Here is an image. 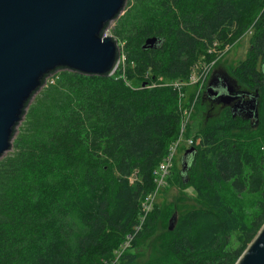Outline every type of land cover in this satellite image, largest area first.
Returning <instances> with one entry per match:
<instances>
[{
	"label": "trees",
	"instance_id": "trees-1",
	"mask_svg": "<svg viewBox=\"0 0 264 264\" xmlns=\"http://www.w3.org/2000/svg\"><path fill=\"white\" fill-rule=\"evenodd\" d=\"M126 4L113 30L124 68H57L25 104L12 150L0 159V264H235L264 224V0ZM259 12L248 54L230 70L241 89L258 94V120L228 107L206 118L185 177L174 161L166 181L178 171L199 205L182 198L173 206L162 251L143 263L132 250L157 231L160 205L134 229L179 136L194 71L216 41ZM152 37L162 44L143 49Z\"/></svg>",
	"mask_w": 264,
	"mask_h": 264
},
{
	"label": "water",
	"instance_id": "water-1",
	"mask_svg": "<svg viewBox=\"0 0 264 264\" xmlns=\"http://www.w3.org/2000/svg\"><path fill=\"white\" fill-rule=\"evenodd\" d=\"M125 6L126 0H0V159L12 150L25 104L40 92L44 76L57 68L91 75L117 71L119 43L106 32ZM162 42L148 38L143 49ZM223 79L225 89L214 75L204 96L230 108L233 116L258 120V94L241 90L228 74ZM193 152L188 148L181 159L184 177ZM235 264H264V224Z\"/></svg>",
	"mask_w": 264,
	"mask_h": 264
},
{
	"label": "rangeland",
	"instance_id": "rangeland-1",
	"mask_svg": "<svg viewBox=\"0 0 264 264\" xmlns=\"http://www.w3.org/2000/svg\"><path fill=\"white\" fill-rule=\"evenodd\" d=\"M126 10L127 4L120 17L126 13ZM261 14L262 12H259L255 16V13H252V16L246 20L248 25L244 30L242 28L234 27L228 33L225 40L221 42L216 41L208 51L211 59L203 58V60L200 62L201 66L196 68L194 71L196 74L193 75L190 80V84L192 85V97L190 100L187 98L185 99V97L182 99L183 105L181 107L190 109L191 117L188 124L189 128L187 127V137H185V134L182 144L175 157V164L177 166L176 169L180 170L181 159L183 157L186 144L189 143V140H191V142L193 141V144L197 142L196 139L199 137V131L202 130L206 122V118L215 120L221 116V109L218 107L213 108V106H211L207 100L204 99L205 90L214 75L224 73L230 76L231 68H234L241 61L245 60L250 48L251 38L255 33L254 24H257L260 21ZM117 23V20H115L114 23H111L109 29L106 32L109 37H114L113 30ZM117 42L119 43V49L121 53V59L118 64V68L120 66L124 68L126 63L124 44L118 40ZM53 77L54 76H51L48 80H51ZM159 79L163 83L167 82L163 78ZM141 83L142 81H134L132 85L134 87H138L141 85ZM172 83L176 84V82ZM183 94L185 93L183 92ZM182 198H191V202L194 205H199L198 201L193 195V191L191 189L186 190L181 186L178 171H176L175 174L171 176L169 184H166V186L163 189H160L155 195L154 205L159 204L161 209L160 222L158 224L157 231L149 238L140 240L134 250H132L135 254L140 256V259L143 263L154 260L162 251L163 246L168 239L165 234V229L169 225L171 217L173 216V214H171L172 208ZM133 238L134 236H128L127 243H130Z\"/></svg>",
	"mask_w": 264,
	"mask_h": 264
},
{
	"label": "built area",
	"instance_id": "built-area-1",
	"mask_svg": "<svg viewBox=\"0 0 264 264\" xmlns=\"http://www.w3.org/2000/svg\"><path fill=\"white\" fill-rule=\"evenodd\" d=\"M182 98H184V97H182ZM182 105L183 104L181 103L180 104V111L182 112V118H181V122H180L179 136H178L177 140L170 145L168 153L166 154L165 158L159 164V166L157 167V169L154 172L156 188L153 191V193L148 195L144 200L143 211H142L143 214H142V217L140 219V223L134 229L135 233L140 231L143 223L145 222L147 215L151 212L152 208L154 207L155 195L158 193V191L160 189H163L166 186V181L170 175V172H171V169L173 167L177 152H178V150L182 144V140H183L185 134H187V130L189 128L188 124L190 122V117H191V110L186 109V108H182L181 107ZM191 145L193 146V141L191 142V140H189V143L186 144V148H188L189 146L191 147ZM129 236L132 237V235H129ZM127 246H128V243L125 244L124 248H126Z\"/></svg>",
	"mask_w": 264,
	"mask_h": 264
},
{
	"label": "flooded vegetation",
	"instance_id": "flooded-vegetation-1",
	"mask_svg": "<svg viewBox=\"0 0 264 264\" xmlns=\"http://www.w3.org/2000/svg\"><path fill=\"white\" fill-rule=\"evenodd\" d=\"M223 75H224V73H220V74H216L215 75V77H217V81H216V84H217V86L218 87H222V88H224V87H226V83H225V80L223 79ZM240 88V87H239ZM225 89V88H224ZM241 89V88H240ZM242 90V89H241ZM205 97V96H204ZM204 99H206L207 100V102L211 105V106H213V108L214 107H218L219 109H223V108H227V107H223L221 104H218V102H217V100H210V99H208L207 97H205ZM246 99H248V98H246ZM230 109V108H229ZM250 122H253V120H250Z\"/></svg>",
	"mask_w": 264,
	"mask_h": 264
}]
</instances>
